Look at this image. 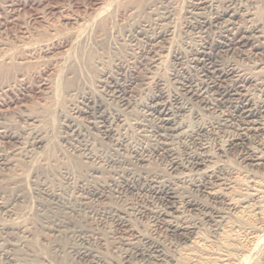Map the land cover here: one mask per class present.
<instances>
[{"label":"rangeland","instance_id":"374dc122","mask_svg":"<svg viewBox=\"0 0 264 264\" xmlns=\"http://www.w3.org/2000/svg\"><path fill=\"white\" fill-rule=\"evenodd\" d=\"M199 1L203 5L197 9L194 3ZM227 7L241 14L238 15L243 24L246 23L248 26L254 22L258 23L257 35L261 37L258 41L257 39L250 41L244 47L214 50L215 62L221 66L230 64L244 70L246 76L250 75L249 77L252 78L249 85L250 92H253L255 97L264 98V0H0V133L4 132L11 137L4 140L0 138V153L2 152L1 154L7 156L9 160L7 166L0 165V201L10 203L13 213L15 212L12 217L16 218V220L8 219L0 211V221L27 228L30 246L42 250L43 254L45 252L43 257L50 262L49 264H185L182 249L187 241L166 232L148 211L150 208L153 210L163 207L159 198L150 199L148 193L127 189L121 185H110L111 187L103 193V200L97 197L88 198V203L92 205V209H88L90 212H87V208H84L86 209L84 212L82 208L78 209L79 212L72 211L75 214L72 212L68 214L73 222L78 223L80 228L88 230V235H92L82 242L73 233L59 236L46 230L45 220L42 217L43 214L44 216L49 214L45 207L48 198H45L47 196L41 187L46 186L48 189L59 187L61 190H66L67 187L69 190L62 192L72 198L75 195V190L72 189L77 183V185L84 183L93 186L102 179V182L110 183L114 166L109 158L126 157L130 163L136 165V158L132 157L129 153V145L124 142L127 140V143L135 147L139 144L145 146L146 137L152 136V126L157 123V119L154 114H147L145 105L163 89L168 94H182V85L188 74L195 76L201 74L200 65L189 63L187 65L189 68L185 69L176 57L180 55L182 60H190L191 48L196 47L200 42L195 25L197 20L201 17L213 19L215 14ZM163 23H167L170 28L168 31L164 29L163 37L157 40V47L151 48L147 38L155 35L156 30L161 31ZM220 26V23L213 21L204 36L211 39L212 43L217 42L223 35L222 32L220 33L222 31ZM259 70H262V73L257 74ZM182 77L184 78L181 79ZM109 81L116 84L119 89L122 87L121 91L114 92L109 86L112 84ZM194 105L199 112L198 117L188 114L186 118L192 124L201 122L205 123V126L207 124L206 130H209V134L207 133L208 135L204 136L205 140H202V143L206 142L210 153L206 165L229 181L230 188L227 192L232 196V201L246 197L250 192L248 184H241L239 181L254 177L263 189L264 168L255 170L247 168L243 160L246 150L243 147L230 145L234 128L224 122L221 125L215 124L220 112L223 110L230 112L231 108L226 104L222 107H213L196 102ZM93 107L107 109L106 111L113 113L111 116L120 113L118 116L121 119L124 117L132 124L122 138L124 140L121 142L123 144L121 147L115 148L110 138L103 137L97 129L90 128ZM68 118L74 119L81 134L71 132L67 128ZM133 120L141 124L145 122L143 125L146 127L134 126ZM140 135L144 138L142 139ZM250 137L251 142H249L253 146H256L261 139ZM36 138H42L44 141L36 146L34 144ZM196 145V141L190 139L177 143L180 158L183 159L186 153L198 151ZM112 149L116 152H113L114 150L111 152ZM144 153L147 160L145 164L149 170L156 172L169 168V162L162 154L151 150ZM108 155L111 156L108 158ZM99 161L105 164L102 165ZM97 165H101L100 170L98 169L102 171L101 173L89 171L91 167ZM191 174L187 176L189 178H181L174 183L175 185L173 184L179 195L210 202L198 189L197 182L200 180V175ZM81 180L82 182H79ZM216 188L222 187L217 186L214 189L217 190ZM40 202H43V205ZM101 203L125 209L129 213L127 217L129 226L131 225L132 231L137 235L139 233L141 238L138 236L137 241L132 236L134 235L132 232L117 226L111 215L97 213L96 210L102 206ZM180 210L183 214L189 212L184 215L187 216L186 218L200 220V223L196 222V233L209 241L212 240L211 242L215 244L219 243L218 233L221 228L238 232L242 242L245 239L240 234L241 224L231 215L226 216L220 224L215 225L212 222L211 225L210 221L200 219L198 210L188 211L184 206ZM220 225L221 228H217ZM233 226H236V229ZM20 228L14 231L17 237L24 235ZM54 242L58 244L57 246L61 245V250L59 247L56 248ZM70 242L76 248L86 243L87 245L84 246L94 251L95 256L101 261L92 263L89 255V258L83 256L82 259L74 250L72 252ZM151 242L159 244L163 253L168 256L163 260H158L155 255L152 257L154 253L149 254ZM28 253L29 261L36 258L34 251ZM252 259H250L251 263L257 261V257L256 260ZM2 260L4 261L0 258L1 264H7Z\"/></svg>","mask_w":264,"mask_h":264},{"label":"bare ground","instance_id":"6f19581e","mask_svg":"<svg viewBox=\"0 0 264 264\" xmlns=\"http://www.w3.org/2000/svg\"><path fill=\"white\" fill-rule=\"evenodd\" d=\"M194 4L196 5L197 9H200L201 5H203V3L201 1L196 2ZM149 12H150V10H149ZM238 14H240V13H238ZM238 14L233 8L227 7L222 12H218L217 14H215L213 19L201 17L200 19L197 20L195 25L197 26V29H198V30L196 29L198 32L197 37L200 38V40L197 39L200 41L199 44L196 47L191 48L192 51L190 52L191 53L190 54L191 55L190 60L184 61L181 59L180 55L176 58L178 59L180 64L184 65L185 69H187V67H188L187 65L189 63L196 65V66L200 65L199 68H201V74L199 76L188 74V76L184 79V81H185L184 84L182 83L183 84L182 85L183 89L181 90L182 94H180V93L179 94H168L166 91H165L166 92L165 93L163 91L164 90L163 89V90H160V92L156 96H153L150 99V102L147 105H145L147 114H154L156 119H157V123L156 124L154 123L155 125L152 126V130H153V134H151L152 136L151 137L145 136L146 137L145 140L147 142V144L145 146L140 145L139 142H138L139 145H137L136 147L132 146L133 144L130 145L129 143H127L126 138H125L126 142H124L126 145H129V147H130L129 153L132 154V157L136 158L135 159V162L137 163L136 165H134L133 163H130L129 160L126 159V157L122 158V156H121V159H118L117 157H116L117 158L116 159L114 157L115 158L114 159V158H109V156H111V155H108V158L110 159L109 161L114 166V173L112 172L113 175H111V177H110L111 179L110 180L108 179L110 183L102 182L103 179L101 180V182L99 181L101 184L100 183L95 184L92 181V183H94L93 186H87V184L84 185V183L83 184L80 183L79 185H77L78 184L77 183L75 187L71 186L74 188L72 190H75V192H74L75 195L72 198H70L69 195L65 196L64 192H62L65 189L61 190L58 187V189H60V190H58V189H55V187H53L54 189H50V188L48 189V188H46V186L41 187L42 191L47 196L45 198H48L47 199L48 203L46 202L47 204H45L46 205L45 207L49 211L48 215L44 216V214H43V217L42 216L41 217L44 218V220H45L44 225H45V228H47L46 230L49 231V233L51 232V233L59 235V236L60 235L64 236L68 233H73L82 242H85L92 235H88V230H85L83 227L80 228L81 226L78 223L76 224L75 222H73V220L68 217V214H70V212H72V211H78V209H82V208H83V210H84V208H87V210L92 209V205L90 203H88V201H87L88 198L97 197V198L102 199V197L104 195L103 193L105 192V190H107V188L111 187L110 185H114V186L115 185L116 186L121 185V187L124 186L127 189L139 190V191L145 192V194L148 193V195L151 196V197L149 196L150 199L152 197H156L157 198L156 200H158V198L161 200L162 205H163L162 208L160 207V208L153 209V210L150 208L148 211H150V213H152L151 215H153L154 218H156V221L160 224V226L166 232H170L171 234L178 236L180 239L187 241V244L182 249V255H183L182 257H183L185 264H259L260 262L262 264H264V261H260V260L264 259V188L262 189V187L257 183V181L254 180V177L252 179H249V180L245 179L242 182L239 181V183H241V184L247 183L248 185L247 184L246 185L248 186V188L250 187V192L246 195V197L238 199L237 201H232L233 200V199H231L232 196L228 195L230 193L227 192V190L230 188L229 187V181L226 180L225 177L221 176V174L216 173L215 169H212V167H209L208 165H206L207 164L206 162H208V159L210 157L209 156L210 153L207 150V147L205 144L206 142L202 143V140H205L204 136H207L209 134V132H208L209 130L208 131L206 130L207 124H206V126H205V123H202V122L192 124L190 122V120L188 118H186V117H188L187 116L188 114H191V115H194L195 117L196 116L198 117L199 112L197 111L196 107H194L195 106L194 103H196V102L201 104V105H204V106L205 105H213V107H222V106H224V104H226L227 107L231 108L230 112H227L226 110L221 111L220 115L218 116L217 121L215 122V124L221 125V123L224 122V123H227L234 128L235 132H234V135L232 136V138L230 140V145H232V146L234 145V146H237L240 148L243 147L246 150V151H244L245 153L243 155V160H244L245 166H247V168H249L250 170H252V169L255 170L258 168H261V169L264 168V98H262V96L255 97L253 95V92L252 93L250 92L249 85H251V81H252V78L249 77L250 75L246 76V74L243 72L244 70L242 71L241 69L236 68L235 66L230 65V64L229 65L226 64L227 66H221L219 63L215 62L216 59H214V55H213V52L216 49L226 48L227 50L228 49L231 50L234 48L236 49L237 47H244L250 41H252L254 39H257V41H258V38L261 37L260 35H257V33H259V31L256 30L258 23L254 22L253 24L251 23V25L248 24V26H247L246 23H244V24L242 23V20L239 19ZM240 16H241V14H240ZM241 18H243V17H241ZM213 21L221 24L220 27H221L222 31H220V33L222 32V34H223L220 37V40H218L215 43L214 42L212 43L211 39H208L207 36H204V34L207 33V28L211 25V23ZM169 28H170V26L167 25V23H163L161 31L157 32V30H156L155 35H153V36L150 35L149 38L146 37L150 42L151 48L155 49V47H157L156 46L157 40L160 39L161 37H163L162 35H164L163 33L165 32L164 29L168 31ZM140 29H142V28H140ZM153 32H154V30H153ZM145 36H147L146 33H145ZM144 42H145V40H144ZM143 47L145 48V45H143ZM256 48H258V50L260 49L259 47H256ZM144 52H146V50ZM182 58H184V57H182ZM151 60L154 62L153 59H151ZM156 60H158V59H156ZM205 62H207V64H205ZM261 69H263V68H261ZM183 70L184 69H182V71ZM260 73H262V70L257 71V74H260ZM184 77H182L181 79H183ZM106 81L107 80H105V82ZM226 82H228V83H226ZM110 83H112V81ZM162 84H163V82H162ZM118 85H119V83H118ZM109 86L114 89V92L115 91L118 92L122 88L121 87L119 89L118 86L114 83H112ZM180 88H182V87H180ZM157 92H158V90H157ZM94 105H95V103H94ZM86 107H88V106H86ZM90 107L91 106L89 104V108ZM106 110L101 109L99 107L98 108L96 107L93 109L92 120L91 121L89 120L90 122L88 121L90 124V128L97 129V131H99L103 135V137L110 138L113 141L112 145L115 148L121 147L123 145L121 142H123V140H124L122 138H123V136H125L127 129H129L128 127L132 124L128 123L124 117H123L124 119L123 118L121 119L118 116V115H120V113H118V115H116V116H111L113 113L111 114ZM84 112L85 111H83V113ZM72 118L71 119L68 118L69 121H68L66 126L69 130H71V132L79 134L81 131L77 130L78 125L76 126V124L73 121L75 119V117H74V119H72ZM136 120H138V119H136ZM130 121H131V119H130ZM148 123H151V122H148ZM143 124H141L138 121H134L133 125L142 127ZM143 126H145V125H143ZM142 128H144V127H142ZM133 135H135V133ZM136 135H137V133H136ZM141 135H142V133H141ZM250 136L261 138L259 143L256 146H253L250 144V142H251L249 140V138L251 139ZM0 138H2L4 140V139L11 138V137L5 135L3 132V134L0 133ZM143 138L144 137H142V139ZM209 138H207V140H209ZM188 139L196 141V143L198 145V149H197L198 151L186 153V156L183 159H181L179 156L177 143L180 144V143L184 142L185 140L187 141ZM130 140L131 139H129V141ZM135 140L137 141V139H135ZM258 140H256V141H258ZM42 141H44V140H42V138H36L34 144L35 145L40 144V143H42ZM141 141H143V140H141ZM29 142H31V141H29ZM144 144H145V142H144ZM31 147H32V144H31ZM109 147H111V146H109ZM181 147H183V146H181ZM234 148H236V147H234ZM17 149H19V148H17ZM107 149H108V147H107ZM113 150L114 149H112L111 152ZM150 150L153 152H157L158 154H162L168 160L169 168L162 170V171H156V172L149 170V168L145 164L147 160L145 159L146 153H144V152H147V151L149 152ZM15 152H16V150H15ZM95 152H97V151H95ZM104 152H106V151L104 150ZM108 152H110V151H108ZM113 152H116V151L114 150ZM180 152H181V150H180ZM1 153H0V165H3V167H4V166H7L9 164V160L6 158L7 156L5 157ZM91 154H93V153L91 152ZM241 154H243V153H241ZM147 157H148V155H147ZM87 158H85V159H87ZM82 159H84V158H82ZM103 161H102V163L99 161L100 164H102V165L105 164ZM165 162H167V161H165ZM106 165H108L107 162H106ZM100 166L101 165L91 167L89 169V171L90 172L91 171L100 172L99 171ZM85 171H87V170H85ZM110 172L111 171H109V173ZM191 173H195L196 175L197 174L200 175L199 176L200 180L197 182L198 189L204 194V196L206 195L208 201H210V202L198 201V200L192 199V197H191V199L187 198V197H183V196L179 195L176 187L173 186V184L176 183V181H178L181 178L185 179V177H187L189 174L192 175ZM95 175H96V173H95ZM222 175H223V173H222ZM87 176H89V175H87ZM91 176L93 177V174ZM107 178H109V177H107ZM187 178H189V177H187ZM67 182H68V180H67ZM73 182H75V181H73ZM79 182H82V180ZM217 186H221L222 188H218V189L216 188L217 190H215L214 188ZM62 187H64V186H62ZM119 188H117V189H119ZM38 189H39V187H38ZM66 190H69V189H67V187H66ZM224 190H226V192H223ZM112 191H115V190H112ZM117 192H115V193H117ZM71 193H73V191ZM202 193H201V195H202ZM40 194H42V193H40ZM106 194H105V196H106ZM43 197H44V195H43ZM43 197H42V200H43ZM122 199H124V198H122ZM101 204H102V206H100V208L98 210H96L97 213H100L103 215L104 214L111 215L113 217V220H114L113 222H115V224L117 226L121 227L125 231H130V233L132 232L134 234V235H132V236H134V238H136V239L139 237L141 238V236H139L140 234L138 233V235H137L136 232L132 231V229L130 227L131 225L129 226L128 218H127L129 213L125 209H120L118 207H114L112 205H107L105 203L104 204L101 203ZM182 206H184V208H186L188 211L189 210L190 211L198 210L200 212V216H199V217H201L200 219H202L203 221L204 220L210 221L211 225H212V222L215 223V225L220 224L221 223L220 221H223L226 216L228 217L229 215H231V217H233L235 220H237L241 224V226H239L240 231H241L240 234H242L245 237L244 241L242 242V239L241 240L239 239L242 237H238L237 230L235 231L237 233H234V231L232 232V231H228V230H223L226 228L222 229L221 225H220V227H217V228H221V231L219 233L217 232V230H215L219 234L218 239H220L219 243H217V244L211 242L212 240L209 241L206 238L198 235L199 233H196L197 232L196 231V222H199L200 220L196 221L195 219H192V218L191 219L186 218L187 216L185 217L184 215H187V213H189V212H187V213L185 212L186 214L185 213L183 214V211L180 210V208ZM42 207H44V206H42ZM123 207H125V206H123ZM127 207H125V208H127ZM147 209H148V207H147ZM0 211L8 219H15L16 220L15 217L14 218L12 217L15 212L13 213V210H12L10 203L7 204L5 202L0 201ZM85 211H86V209L84 210V212ZM143 211H144V209H143ZM87 212H90V211L88 210ZM146 212H147V210H146ZM73 214H75V213H73ZM131 214H132V212H131ZM75 217H74V219H75ZM78 218H80V217H78ZM227 219L228 218H226V220ZM107 220H109V219H107ZM8 221H10V220H8ZM226 223L228 224V222H226ZM83 224H85V223H83ZM236 224H234V225H236ZM236 226L238 227V225H236ZM19 228H20L19 226H16L13 223H9L6 221H0V258L4 259V261L7 264H49L50 262H48L46 260V258L43 257L45 252L43 254L41 252L42 250L40 251L38 248H37L38 249L37 250L35 245H34V247H35L34 249L32 247L33 245L30 246V240L28 239L29 232H28L27 228L21 227L22 228L21 231L24 235L21 234V236H19V237H17V235L15 236L14 231L16 229H19ZM217 228L214 227V229H217ZM227 229H228V227H227ZM89 234H91V231ZM66 239H67V237H66ZM137 241H138V239H137ZM137 241H135V243ZM139 241H140V239H139ZM133 242H134V240H133ZM128 243H130V242H128ZM59 244H60V242H59ZM78 244L79 243H77V245ZM55 245L57 246L58 244L55 243ZM84 245H87V244L84 243ZM84 245L76 248V246L75 245L73 246V244L71 243L70 247L73 248L72 252L74 250L78 255H81L82 259H83V256L89 255L91 257L90 260L92 263L100 262L101 260H99L95 256L96 254H94V251H92L90 248L85 247ZM60 246H57L56 248H58V247L60 248ZM136 247H137V244H136ZM133 248H135V247H133ZM53 249H55V248L53 247ZM60 250H61V248H60ZM138 250H140V249H138ZM29 251L35 252L36 258L32 261H29V259H28L30 257L29 253H28ZM76 253H75V255H77ZM135 253H137V252H135ZM139 253L143 254V252H139ZM146 253H148V252H146ZM150 253H154L152 257H154V255H155V257L158 258V260H163L165 257L168 256L167 254L165 255L163 253L159 244L152 243V242H151L150 250H149V254ZM89 256H88V258H89ZM147 256L150 258V256L148 254H147ZM32 257H34V256L32 255ZM252 257L254 259H252ZM255 257H257V261L255 263H251L250 259L256 260Z\"/></svg>","mask_w":264,"mask_h":264}]
</instances>
